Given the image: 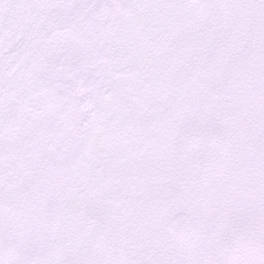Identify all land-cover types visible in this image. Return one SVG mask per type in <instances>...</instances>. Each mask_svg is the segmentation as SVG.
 <instances>
[{
  "label": "snow or ice",
  "instance_id": "6c2138e0",
  "mask_svg": "<svg viewBox=\"0 0 264 264\" xmlns=\"http://www.w3.org/2000/svg\"><path fill=\"white\" fill-rule=\"evenodd\" d=\"M0 264H264V0H0Z\"/></svg>",
  "mask_w": 264,
  "mask_h": 264
}]
</instances>
